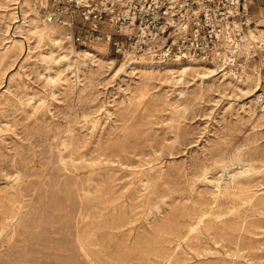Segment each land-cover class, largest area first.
I'll return each instance as SVG.
<instances>
[{
  "label": "rangeland",
  "instance_id": "374dc122",
  "mask_svg": "<svg viewBox=\"0 0 264 264\" xmlns=\"http://www.w3.org/2000/svg\"><path fill=\"white\" fill-rule=\"evenodd\" d=\"M0 4V214L12 199L22 205L14 238L0 236V264H87L74 241L78 207L87 195L84 203L91 202L98 223L112 236L103 240L104 264H138L148 256L156 264L172 251L178 264H264V105L256 101L264 91L258 76L261 58H254L252 72L244 77L222 62L228 72L222 81L220 71L195 75L192 70L202 73L203 67L189 62L195 68L188 74L175 79L164 74L168 79L163 82L151 79L142 107L137 105L143 83L138 59H158L146 53L119 57L105 43L80 49L58 24L41 16L34 0H29L34 17L24 14L21 0ZM34 23L57 26L59 44L33 30ZM254 33L264 39V26ZM250 46L255 54L258 48ZM168 60H158L160 68ZM119 62L128 73H115ZM67 138L74 153L63 149L64 168L58 149ZM236 152L240 160L232 159ZM230 172H238L233 183ZM243 195L250 198L246 203ZM203 210L212 211L186 236ZM112 211V221L99 217Z\"/></svg>",
  "mask_w": 264,
  "mask_h": 264
},
{
  "label": "built area",
  "instance_id": "2783aa9c",
  "mask_svg": "<svg viewBox=\"0 0 264 264\" xmlns=\"http://www.w3.org/2000/svg\"><path fill=\"white\" fill-rule=\"evenodd\" d=\"M48 22L80 49L105 43L116 56L146 53L171 58L224 61L238 77L252 72L254 58L264 88V40L245 59L239 48L251 19L253 0H34Z\"/></svg>",
  "mask_w": 264,
  "mask_h": 264
},
{
  "label": "bare ground",
  "instance_id": "6f19581e",
  "mask_svg": "<svg viewBox=\"0 0 264 264\" xmlns=\"http://www.w3.org/2000/svg\"><path fill=\"white\" fill-rule=\"evenodd\" d=\"M12 1V0H11ZM20 1V0H19ZM15 3V2H14ZM19 3V2H18ZM21 3H22V5H24L25 6V8H24V14L25 15H27L26 13H29L31 16H33L34 17V15H32L33 13H35L34 12V9H33V6L31 7V5L33 4H31L30 5V7H29V0H21ZM0 5H2V4H0ZM10 5V4H9ZM14 5V4H13ZM15 5H17V4H15ZM10 7V6H9ZM34 7H35V5H34ZM1 8H4V7H1ZM14 9V8H13ZM17 9V8H16ZM36 9V8H35ZM11 11H12V9H11ZM15 11V10H14ZM16 12V11H15ZM39 15V14H38ZM16 16V15H15ZM28 16V15H27ZM33 17H31V20L33 21V22H35V19H33ZM44 20V19H43ZM33 30L35 29V30H37L40 34H45L46 36H48L51 40H53V42L56 44V45H58L59 44V41H60V38H59V28H57V26L55 27L53 24H51V23H34L33 24ZM260 27H262L261 26V24L260 23H258V21L257 22H255V24L253 25V26H249L248 27V29H247V31L242 35V39H243V41L242 42H239V44H238V46H239V48L243 51V53L245 54V57H247L248 58V56L249 55H252V53H250L249 51H250V48L248 49V46H250L251 47V49H253V51L256 49V47L258 48L259 46H260V44H261V42L264 40L262 37H260V35L258 34H256V33H254L256 30H257V28H260ZM29 30H31V29H29ZM36 32V31H35ZM259 32V31H258ZM29 33V32H28ZM263 33V32H262ZM23 34V33H22ZM40 37V36H39ZM65 38V37H64ZM43 41V40H42ZM21 42V41H20ZM20 42H19V44H20ZM70 42V41H69ZM23 43H24V41H23ZM14 44H15V42H14ZM21 45V44H20ZM24 46V45H23ZM6 47H7V45H6ZM101 49H104L105 48V46H99ZM59 48V47H58ZM12 50V49H11ZM76 50V49H75ZM19 51V50H18ZM86 51V50H85ZM20 52V51H19ZM89 52V51H88ZM99 52H101V51H99ZM98 52V53H99ZM5 53V52H4ZM15 53V52H14ZM61 53V52H60ZM96 53V52H91L89 55L90 56H92V57H95L96 55H98L99 57L98 58H101V55H99V54H101V53ZM255 53V52H254ZM1 54V53H0ZM8 54V53H7ZM12 54V53H11ZM83 54V53H82ZM128 54V53H127ZM53 55H55V54H53ZM64 55V54H63ZM79 55V54H78ZM14 56V55H13ZM45 56V55H44ZM62 56V55H61ZM87 56V55H86ZM85 56V57H86ZM131 56V55H130ZM46 57V56H45ZM63 57V56H62ZM66 57H68V56H66ZM139 57V56H138ZM7 58V57H6ZM52 58H54V57H52ZM63 58H65V57H63ZM74 58V57H73ZM79 58V57H78ZM132 58V57H131ZM246 58V59H247ZM66 59V58H65ZM68 59V58H67ZM105 59V58H104ZM53 60V59H52ZM51 60V61H52ZM77 60V59H76ZM91 60H92V58H91ZM120 60V59H119ZM129 60V59H128ZM136 60V59H135ZM255 61H256V59H254ZM55 61V60H54ZM60 61V60H59ZM63 61V60H62ZM95 60H93V62H94ZM113 60H108V61H105V62H107V63H111ZM254 61V62H255ZM68 62H69V60H68ZM82 62V61H81ZM98 61H96V63H97ZM115 62V61H114ZM124 62V61H123ZM123 62H119V65L117 66V68H116V72L115 73H117L118 71H123V72H127V70H126V64H124ZM190 61H187V62H183V60H180V59H178V58H171L170 60H168V63H166L164 66H163V68H160V63H159V61L158 60H155V59H153V58H151V57H146L145 55H141L140 57H139V59H138V67L137 68H140V70H141V72H142V76H143V78H142V82L143 83H141V85H140V87H139V89H138V92H137V99H138V103H137V105L138 106H144L145 104H146V101H145V95L146 94H148L149 93V91H150V89H151V79H153V78H158V79H160V81H165V80H167L168 78H163L164 77V74L165 75H167V74H170L173 78L175 77V76H179V75H184V74H188V70L189 69H191V68H195V66H192L190 63H189ZM222 62L225 64V62L224 61H217V60H211L210 62H206V61H197V64L199 65V66H202L203 67V71H202V73L198 70V71H196V70H192L193 71V73L195 74V75H198V76H200V77H204L205 75H208L209 73H215V72H218V71H220V75H219V77H222V79H221V81L225 78L226 79V76L228 75V72H227V70L226 69H224V66H223V64H222ZM60 63V62H59ZM90 63V62H89ZM95 63V62H94ZM93 63V64H94ZM95 63V64H96ZM191 63H196V62H191ZM9 64V63H8ZM69 64V63H68ZM81 64V63H80ZM86 64V63H85ZM84 64V65H85ZM74 65V64H73ZM77 65V64H76ZM106 65V64H105ZM112 65V64H111ZM116 65V64H115ZM128 65V64H127ZM253 66H255V65H253ZM0 67H1V65H0ZM69 67V66H68ZM77 67V66H76ZM9 68V67H8ZM78 68H80V67H78ZM110 68V67H109ZM113 68V67H112ZM46 69V68H45ZM74 69V68H73ZM77 69V68H76ZM72 70V69H71ZM86 70V69H85ZM94 70V69H93ZM50 71V70H49ZM54 71V70H53ZM229 71V70H228ZM60 72V71H59ZM132 72L134 73V72H136V70L135 69H133L132 70ZM61 73V72H60ZM60 73H57L56 75H58V74H60ZM128 73V72H127ZM161 73H162V75H161ZM190 73V72H189ZM255 73V72H254ZM259 73V72H258ZM5 74V73H4ZM49 74V73H48ZM253 74V73H252ZM82 75V74H81ZM116 75V74H115ZM118 75V74H117ZM248 75V74H247ZM253 75H256V74H253ZM59 76V75H58ZM57 76V77H58ZM128 76V75H127ZM258 76H260V75H258ZM47 77V76H46ZM50 77V76H49ZM52 77V76H51ZM136 77H137V75H136ZM135 77V78H136ZM229 77V76H228ZM3 78V77H2ZM77 78H78V74H77ZM182 78V77H181ZM197 78V77H196ZM217 78V77H216ZM230 78V77H229ZM228 78V79H229ZM248 78V77H247ZM171 79V78H170ZM175 79V78H174ZM180 78H177L176 80H179ZM184 79V78H183ZM204 79V78H203ZM212 79H213V77H212ZM47 80V79H46ZM61 80V79H60ZM193 80V79H192ZM191 80V81H192ZM236 80V79H235ZM244 80H245V78H244ZM256 80V79H255ZM153 81V80H152ZM196 81V80H195ZM49 82V81H48ZM56 82V81H55ZM186 82H187V80H186ZM244 82V81H243ZM260 82V81H259ZM258 82V83H259ZM162 84H165V83H162ZM170 84H171V81H170ZM187 84H189V83H187ZM194 84V83H193ZM224 84V83H223ZM55 85V84H54ZM57 85V84H56ZM182 85V84H181ZM180 85V86H181ZM218 85V84H217ZM53 86V85H52ZM228 86V85H227ZM261 86V85H260ZM176 87H177V85H176ZM184 87V86H183ZM188 87V86H187ZM243 87V86H242ZM181 88V87H180ZM260 88V87H259ZM182 89V88H181ZM187 89V88H186ZM238 89L239 90H241V91H244L241 87H238ZM254 90V89H253ZM182 90H180V92H181ZM8 92V91H7ZM235 92V91H234ZM182 93H184L185 94V92H182ZM179 94V93H178ZM224 94V93H223ZM221 95V94H220ZM28 97V96H27ZM177 98V97H176ZM25 99V98H24ZM32 99V98H31ZM178 99V98H177ZM252 99V98H251ZM26 101H27V99H26ZM32 101V100H31ZM256 101L258 102V104L260 103L261 105H264V91H260V92H258L257 93V95H256ZM22 102V101H21ZM39 103V102H38ZM176 103V102H175ZM24 104V103H23ZM176 104H178V103H176ZM259 104V105H260ZM30 105V104H29ZM32 105V104H31ZM38 105H40V104H38ZM173 105V104H172ZM179 105V104H178ZM41 106H43L42 104H41ZM257 106V105H256ZM15 107V106H14ZM36 107V106H35ZM260 107V106H259ZM17 108V107H16ZM41 109V108H40ZM263 110V109H262ZM27 112V111H26ZM32 113V112H31ZM37 115V114H36ZM34 117V116H33ZM92 122V121H91ZM90 122V123H91ZM94 123H95V121H94ZM93 124V123H92ZM69 125V124H68ZM72 133V132H71ZM70 133V134H71ZM74 133V132H73ZM69 134V133H68ZM70 138V137H69ZM71 139V138H70ZM127 139V138H126ZM80 141V140H79ZM122 141V140H121ZM61 143V142H60ZM114 144V143H113ZM122 144V143H121ZM123 145V144H122ZM58 146V145H57ZM56 146V147H57ZM72 141L70 140H68V138H67V141H66V139L62 142V148L61 149H58L59 151V159H60V161H61V164H62V166L64 167V168H67V162H65V160L63 159V157H64V154H63V152H64V150L65 149H67V153H68V155L70 156L71 155V153H74V152H72ZM115 146V145H114ZM124 146V145H123ZM75 147V146H74ZM125 147V146H124ZM103 148V147H102ZM115 148V147H114ZM120 148V147H119ZM123 148V147H122ZM126 148V147H125ZM64 149V150H63ZM74 149V148H73ZM113 150V149H112ZM119 150H121V149H119ZM75 151V150H74ZM83 151V150H82ZM126 151V150H125ZM76 153V152H75ZM79 153V152H78ZM99 153V152H98ZM85 154V156H86V153H84ZM236 155H233L232 156V159H238V160H240L241 159V157H240V155H239V152H236L235 153ZM66 155V154H65ZM80 155V154H79ZM82 155V154H81ZM101 155V154H100ZM112 156H113V154H112ZM87 157V156H86ZM99 157V156H98ZM68 158V157H67ZM71 158V157H70ZM76 158H77V155H76ZM96 158V157H95ZM228 158V157H227ZM66 159V158H65ZM80 159V158H79ZM79 159H78V161H79ZM83 159H85V157L83 158ZM70 159H68V161H69ZM72 160V159H71ZM92 160V159H91ZM97 160V159H96ZM95 160V161H96ZM100 160V159H99ZM111 160H112V158H111ZM231 160V159H230ZM77 161V162H78ZM80 161H82V160H80ZM94 161V160H93ZM92 161V162H93ZM119 161V160H118ZM228 161V160H227ZM244 160H242V162H243ZM246 161V160H245ZM73 162H75L74 160H73ZM76 162V164H78ZM85 162V161H84ZM241 162V163H242ZM247 162V161H246ZM81 163V162H80ZM82 163H83V161H82ZM99 163V162H98ZM97 163V164H98ZM240 163V162H239ZM70 164H72V162H70ZM75 163H73V165H74ZM75 164V165H76ZM87 164H88V162H87ZM91 164V163H90ZM89 164V165H90ZM229 164V163H228ZM238 164V163H237ZM255 164V163H254ZM85 165V164H84ZM102 165V164H101ZM105 165H106V163H105ZM227 165V164H226ZM231 165V164H230ZM229 165V166H230ZM246 165V164H245ZM250 165V164H249ZM249 165L246 167V169H244L243 171H245V170H247L248 168H249ZM252 165H253V163H252ZM79 166V165H78ZM93 166V165H92ZM99 166V165H98ZM228 166V167H229ZM80 167H81V164H80ZM90 167V166H89ZM95 167V166H94ZM139 167V166H138ZM82 168V167H81ZM227 168V167H226ZM253 168V167H252ZM71 169V168H70ZM84 169V168H83ZM150 169V168H149ZM207 169V168H206ZM205 169V170H206ZM64 170V169H63ZM237 170H239V169H237ZM254 170V169H253ZM66 171V170H65ZM64 171V172H65ZM94 171V170H93ZM98 171V170H97ZM145 171V170H144ZM243 171H240V173L241 172H243ZM92 172V171H91ZM96 172V171H95ZM255 172V171H254ZM94 173V172H93ZM148 173V172H147ZM235 173H238V172H234V173H229L230 175H229V177L228 178H230V182H232L233 181V179L236 177V175H235ZM66 174V173H65ZM143 174V173H142ZM244 174V173H243ZM68 175H70V174H68ZM91 176L93 175V174H90ZM145 175V174H144ZM223 175V174H222ZM16 177H18L19 176V172L15 175ZM71 176V175H70ZM146 176V175H145ZM250 176V175H249ZM21 177V176H20ZM98 177V176H97ZM141 177V176H140ZM148 178H149V176H148ZM17 179V178H16ZM84 179V178H83ZM93 179V178H92ZM109 179V178H108ZM142 179V178H141ZM239 179V178H238ZM24 180V179H23ZM81 180V179H80ZM98 180V179H97ZM205 180V179H204ZM236 180V179H235ZM54 181H56V180H54ZM103 181V180H102ZM142 181V180H141ZM149 181H150V179H149ZM216 181V180H215ZM229 181V180H228ZM27 182V181H26ZM43 182V181H42ZM75 182V181H74ZM81 182H82V180H81ZM147 182V181H146ZM229 182V183H230ZM236 182V181H235ZM14 183V182H13ZM59 183V182H58ZM97 183V182H96ZM106 183V182H105ZM207 183V182H206ZM214 183V182H213ZM233 183V182H232ZM29 184V183H28ZM77 184H79V183H77ZM85 184V183H84ZM100 184V183H99ZM98 184V185H99ZM142 184V183H141ZM219 181H217V183H216V186L218 187L219 186ZM237 184V183H236ZM235 184V185H236ZM17 185V184H16ZM19 185H20V183H19ZM60 185V184H59ZM101 185V184H100ZM104 185V184H103ZM213 185V184H212ZM230 185H232V184H230ZM234 185V184H233ZM239 185H241L240 183H239ZM55 186V185H54ZM80 186V185H79ZM245 186V185H244ZM21 187V186H20ZM26 187V186H25ZM24 187V188H25ZM76 187V186H75ZM222 187V186H221ZM235 187V186H234ZM238 187V186H237ZM247 187V186H246ZM19 188V187H18ZM34 188H36V187H34ZM151 188V187H150ZM226 188V187H225ZM229 188V187H228ZM239 188H241V187H239ZM78 189V188H77ZM82 189H83V191H84V194L85 195H87L88 194V192H87V194L85 193V187H82ZM96 189V188H95ZM98 189V188H97ZM102 189V188H101ZM105 189V188H104ZM244 189H246V188H244ZM252 189V188H251ZM18 190V189H17ZM23 190V189H22ZM27 190V189H26ZM91 190V188L89 189V191ZM145 190V189H144ZM228 190V189H227ZM7 191V190H6ZM15 191V190H14ZM80 191H82V190H80ZM242 191V190H241ZM22 192V191H21ZM25 192V191H24ZM34 192V191H33ZM95 192V191H94ZM109 192V191H108ZM145 192H146V190H145ZM151 192V191H150ZM246 192H248V191H246ZM7 193V192H6ZM19 193V192H18ZM96 193V192H95ZM9 194V193H8ZM12 194V193H11ZM16 195H17V193H15ZM25 194V193H24ZM91 194V193H90ZM99 194V193H98ZM145 194V193H144ZM219 194V193H218ZM1 195V194H0ZM80 195V194H79ZM96 195V194H95ZM100 195V194H99ZM103 195V194H102ZM230 195V194H229ZM229 195H227V196H229ZM242 195V194H241ZM10 196V195H9ZM25 196V195H24ZM83 196V195H82ZM88 196V198H84V200H82L81 201V205H79V207H78V211H77V215H78V219L76 220V222H75V225H74V241H75V243H76V250H77V252H78V254L87 262V264H104V263H102L101 262V256H100V253H102L103 255L104 254H107V249L105 248V246H103V240L104 239H106V240H108V238L111 236V232H106L105 231V229L107 228H105L104 226H102L101 224H103V223H101L100 222V224L98 223V220L100 221V219H98V216L97 215H95V210L93 209V207L94 206H92V204H91V202L89 203V202H85L84 203V201H87V199H89L90 197V195H87ZM97 196V195H96ZM101 196V195H100ZM99 196V197H100ZM218 196V195H217ZM235 196H236V194H235ZM238 196V195H237ZM12 197V196H11ZM14 197H16V196H14ZM21 197V196H20ZM85 197V196H84ZM165 197V196H164ZM220 197V196H219ZM4 198V197H3ZM95 198H97V197H95ZM103 198H104V196H103ZM102 198V199H103ZM239 198V197H238ZM241 198H245V200H243L242 202H244L245 201V203L247 202V201H249V196L248 195H243ZM254 198V197H253ZM253 198H252V200H253ZM20 199V198H19ZM24 199V198H23ZM80 199V198H79ZM92 199V198H91ZM106 199V198H105ZM104 199V200H105ZM113 199V198H112ZM145 199V198H144ZM230 199V198H229ZM232 199V198H231ZM161 200V199H160ZM17 201H18V199H17ZM89 201V200H88ZM100 201V200H99ZM224 201V200H223ZM22 202V201H21ZM236 202H238V201H236ZM4 203V202H3ZM9 203V202H8ZM14 203H15V200H13L12 199V201L10 202V204H9V208L8 209H6V210H4V211H2L1 212V214H0V236H2V235H6V234H8V233H10V237H13L14 238V234H15V232H16V223H17V219H18V215L20 214V209L22 208V205H21V203L18 205V206H16V205H14ZM25 203V202H24ZM251 203V202H250ZM262 203V202H261ZM104 204V203H103ZM215 204V203H214ZM230 204H232V203H230ZM244 204V203H243ZM100 205V204H99ZM206 205V204H205ZM101 206V205H100ZM213 206V205H212ZM239 206V205H238ZM3 207V206H2ZM17 207V208H16ZM209 207V206H208ZM208 207H206V208H208ZM234 207H235V205H234ZM253 207V206H252ZM1 208V207H0ZM5 208V207H4ZM101 208V207H100ZM240 208H242V207H240ZM102 209V208H101ZM209 209V208H208ZM226 209V208H225ZM114 210V209H113ZM212 210H214V207H213V209ZM211 210V211H212ZM217 210V209H216ZM230 210V209H229ZM240 210V209H239ZM107 211V210H106ZM109 211H110V209H109ZM203 211H206V210H203ZM211 211H206L205 213H202V214H200L199 215V219L197 220V222L193 225H191L190 227H189V229H188V231H187V233H186V236H189V234L193 231V230H195V229H197L198 228V225L200 224V222L202 221V220H204V218L205 217H208L210 214H211ZM232 211V210H231ZM242 211V210H241ZM98 212V211H97ZM102 212V211H101ZM100 212V216L99 217H102L103 215L104 216H107V217H110V220L112 221L113 219H111V218H113L114 217V215L116 214L115 212L116 211H112V212H108L107 214H105V213H101ZM104 212V211H103ZM149 212V211H148ZM202 212V211H201ZM119 213H120V211H119ZM240 213V212H239ZM252 213V212H251ZM147 214V213H146ZM219 214V213H218ZM244 214V213H243ZM242 214V216H243V219L246 217H244V215ZM261 214V213H260ZM148 215V214H147ZM216 215V214H215ZM259 215V214H258ZM219 216V215H218ZM221 216V215H220ZM222 216H225V215H222ZM230 216V215H229ZM260 216V215H259ZM222 218V217H221ZM231 218V217H230ZM247 218V217H246ZM107 219V218H106ZM123 219V218H122ZM127 219V218H126ZM130 219V218H129ZM105 221V220H104ZM126 221V220H125ZM260 221H262V220H260ZM263 222V221H262ZM24 223V222H23ZM105 223H106V221H105ZM123 223V222H122ZM130 223V222H129ZM179 223V222H178ZM109 224V223H108ZM120 224V223H119ZM225 224V223H224ZM259 224V223H258ZM263 224H264V222H263ZM112 225V224H111ZM256 225V224H255ZM113 226V225H112ZM222 226V225H221ZM120 228V227H119ZM133 228V227H132ZM224 228V227H223ZM262 228V227H261ZM129 229V228H128ZM200 229V228H199ZM17 230H18V228H17ZM108 230V229H107ZM132 230V229H131ZM150 231V230H149ZM173 231V230H172ZM197 231V230H196ZM227 231V230H226ZM233 231V230H232ZM126 232V231H125ZM129 232H130V230H129ZM137 232V231H136ZM138 232H139V230H138ZM185 232V231H184ZM230 232V231H229ZM17 233V232H16ZM146 233H149V232H146ZM227 233V232H226ZM241 233V232H240ZM129 234V233H128ZM234 234H236V233H234ZM245 234V233H244ZM207 235H208V233H207ZM237 235V234H236ZM241 235H243V233L241 234ZM252 235V234H251ZM114 236V235H113ZM167 236V235H166ZM203 236V235H202ZM233 236V235H232ZM244 236H246V234L244 235ZM112 237V236H111ZM175 237V236H174ZM183 237H185V236H183ZM182 237V238H183ZM235 237V236H234ZM247 237V236H246ZM117 238V237H116ZM119 238V237H118ZM240 238V237H239ZM255 238V237H254ZM9 239V238H8ZM173 239V238H172ZM184 239V238H183ZM187 239V238H186ZM238 239V238H237ZM245 239H247V238H245ZM258 239V238H257ZM125 240V239H124ZM123 240V241H124ZM188 240V239H187ZM200 240V239H199ZM125 241H127V240H125ZM179 241H180V239H179ZM184 241V240H183ZM246 241V240H245ZM8 242V241H7ZM10 242V241H9ZM190 242V241H189ZM214 242V241H213ZM247 242V241H246ZM184 243V242H183ZM216 243V242H215ZM222 243V242H221ZM221 243H220V245H221ZM229 243H230V241H229ZM259 243V242H258ZM124 244V243H123ZM133 244V243H132ZM181 244V243H180ZM234 244V243H233ZM232 244V245H233ZM238 244V243H237ZM182 245V244H181ZM239 245V244H238ZM254 245V244H253ZM151 246V245H150ZM261 246H264V245H261ZM93 247H95V248H93ZM169 247V246H168ZM260 247V246H259ZM61 248H63V247H61ZM187 248H189V246H187ZM252 248V247H251ZM260 248H262V247H260ZM260 248H258V249H260ZM64 249V248H63ZM182 249H183V246H182ZM193 249V248H192ZM217 249V248H216ZM240 249V248H239ZM244 249V248H243ZM254 249V248H253ZM106 250V251H105ZM136 250V249H135ZM141 250V249H140ZM180 250V249H179ZM178 250V251H179ZM184 250V249H183ZM247 250H249V249H247ZM124 251V250H123ZM189 251V250H188ZM207 252V251H206ZM218 252V251H217ZM109 253V252H108ZM238 253V252H237ZM236 253V254H237ZM243 253H244V251H243ZM101 254V255H102ZM163 254V253H162ZM210 254V253H209ZM231 254V253H230ZM235 254V253H234ZM242 254V253H241ZM240 254V255H241ZM109 255V254H108ZM190 255V254H189ZM201 255V254H200ZM228 255H229V253H228ZM237 255H239V254H237ZM236 255V256H237ZM105 256V255H104ZM104 256H103V258H104ZM178 256V255H177ZM181 256V255H180ZM198 256V255H197ZM243 256V255H242ZM62 257V256H61ZM106 257V256H105ZM149 257V256H148ZM148 257H145V258H141V259H138L137 260V263L138 264H153V262H151L150 260H149V258ZM159 257V256H158ZM233 257H235V255L233 256ZM240 257V256H239ZM244 257V256H243ZM254 257V256H253ZM262 257H264V256H262ZM63 258L65 259V258H67V256L66 257H64L63 256ZM70 258H72L71 256H70ZM76 258V257H75ZM77 258H78V256H77ZM231 258V257H230ZM248 258V257H247ZM252 258V257H251ZM109 259H110V257H109ZM258 259L259 258H257V261H258ZM67 260V259H66ZM119 260V259H118ZM238 260V259H237ZM247 260V259H246ZM249 260V259H248ZM247 260V261H248ZM60 261V260H59ZM69 262V261H68ZM74 262V261H73ZM188 262V261H187ZM250 262V261H249ZM254 262H256V261H254ZM60 263V262H59ZM58 263V264H59ZM67 263V262H66ZM119 263H123V264H128L127 262H124V261H121V262H119ZM131 263V262H130ZM179 263V259H176V252L175 251H172L171 253H169L166 257H164L162 260H160L159 262L157 261V263L156 264H178ZM226 263H227V261H226ZM229 263V262H228ZM61 264H62V262H61ZM70 264V263H69ZM188 264V263H187ZM230 264V263H229ZM248 264V263H247Z\"/></svg>",
  "mask_w": 264,
  "mask_h": 264
},
{
  "label": "crops",
  "instance_id": "0c3cea01",
  "mask_svg": "<svg viewBox=\"0 0 264 264\" xmlns=\"http://www.w3.org/2000/svg\"><path fill=\"white\" fill-rule=\"evenodd\" d=\"M250 14L252 21H258L264 26V0H253L250 3Z\"/></svg>",
  "mask_w": 264,
  "mask_h": 264
}]
</instances>
